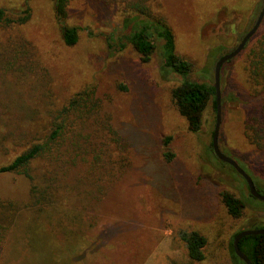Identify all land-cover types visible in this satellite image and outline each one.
Here are the masks:
<instances>
[{
  "label": "rangeland",
  "instance_id": "rangeland-1",
  "mask_svg": "<svg viewBox=\"0 0 264 264\" xmlns=\"http://www.w3.org/2000/svg\"><path fill=\"white\" fill-rule=\"evenodd\" d=\"M134 1L149 5L143 0H124L117 7L109 0L74 1L67 20L79 27V40L65 47L53 24L50 0H30L32 21L23 32L35 51L39 48L46 55L31 61L33 68L30 57L7 69L6 75L0 70V138L12 129L9 124L29 125L38 134L47 132L63 104L94 87L95 99L101 103L99 115L109 118L121 137L124 153L114 145L112 156L116 166L122 165L123 174L105 180L110 183L100 198L94 196L95 187L90 198L91 185L82 182L84 192L83 186L74 189L77 184H73L64 193L66 200L54 206L32 205L17 176L0 177V188L12 191L20 213L0 242V264H232L233 235L264 228V201L250 196L243 177L212 150L216 120L212 101L200 130L189 131L170 98V89L180 77L161 69L158 54L144 64L133 48L121 46L132 11L123 5ZM158 1L173 31L176 53L192 64L189 78L210 85L215 62L238 45L264 3L250 0L242 7H225L217 15L214 0ZM26 4L28 0H0V7L12 12ZM262 32L264 17L255 38ZM242 50L221 66L218 146L264 195V149L250 143L245 134L248 109L264 94L258 99L245 91ZM25 69L27 73L21 74ZM8 84L13 97L3 94ZM31 135H21L14 142L0 140V164L33 141ZM167 136L171 139L165 149ZM167 150L173 155L170 160L163 155ZM79 164L71 167L68 176L83 174ZM222 191L244 200L241 217L227 213ZM179 230L206 237L203 261L188 259Z\"/></svg>",
  "mask_w": 264,
  "mask_h": 264
},
{
  "label": "trees",
  "instance_id": "trees-1",
  "mask_svg": "<svg viewBox=\"0 0 264 264\" xmlns=\"http://www.w3.org/2000/svg\"><path fill=\"white\" fill-rule=\"evenodd\" d=\"M74 1L77 0H50L53 24L65 47H73L79 40V27L69 24L67 20L69 8ZM143 1L149 5L156 3L155 7H148V4L146 6L139 1L123 5L125 8H132V11L128 14L130 15L129 21H127L129 24L125 23V27L130 26L128 33L124 35L126 42L121 46L129 45L133 48L144 64L152 61L158 54L161 60V69L171 71L180 77L181 80L170 89V98L178 114L185 119L187 129L196 133L202 126L203 114L210 101H212L213 109L216 112L214 86L189 78L192 64L176 53L175 37L161 12L160 2L158 0ZM214 1L217 2L213 5L217 15L225 7L226 10H229L250 3V0ZM109 2L113 7H117L124 3V0H109ZM132 13L139 15H132ZM31 21L30 0L24 9L16 12L0 7V70L4 71L2 74L6 75L10 67L16 65L19 67V63L30 57L32 60L29 62L32 68L35 58L44 59L46 54L42 53L39 48L35 51L30 38L24 33L23 28L30 25ZM251 27H248V30ZM248 30L243 33L242 37ZM17 34L20 39L16 37ZM121 40L120 37V43ZM242 51L245 52L243 69L246 73L245 91L250 96L259 99L264 94V32L256 38L254 34ZM24 73H27L26 69L21 74ZM13 93L8 84L3 94L13 97L15 96ZM248 110L250 120L245 124V134L250 143H253L257 148L264 149V98L255 102ZM99 112H101V103L100 100L95 99V88L87 87L77 92L60 107L57 114L50 120L47 132L38 134L37 131L34 132L30 128L31 126L24 124H9L12 129H8L5 125L7 129L3 132V137L0 138L2 141L4 139L7 142H14L24 134H32L31 136L35 139L24 147L21 145L22 149L10 157L6 163L0 164V177L17 176L19 184L26 188L24 189L27 190L26 194L28 193L29 202L32 205H57L61 199L66 200L64 193H67L68 188L73 184H77L74 189L83 186L81 191L84 192L85 186L81 184L82 182L91 185L88 187L90 198L92 187H95L97 192L94 196L100 198L110 183L105 180H114L123 174L122 165L116 166L117 160L115 156H112L114 145H116L118 153L120 151L124 153V151L119 133L113 127L110 119L101 117ZM1 116L0 114V118ZM170 139L169 136L165 137L163 142L165 149ZM5 152L8 151L5 150ZM163 155L166 160L173 158L168 150ZM77 158H80V161L76 162ZM78 162H80L79 166L84 168L83 174L68 176L71 167L77 165ZM72 180L73 183L71 182L70 185L69 181ZM256 190L259 192L257 187ZM220 197L231 217H241L245 208V202L241 197L228 191H222ZM13 198L16 197L11 190L0 188V242L13 220L20 215L17 203ZM73 216L70 215V218ZM177 235L184 243L187 257L191 262H201L205 259L203 250L206 245L205 236L194 230H179ZM238 246L252 264H264V234L244 236L239 240ZM229 256L232 264H245L234 253L232 240L229 244Z\"/></svg>",
  "mask_w": 264,
  "mask_h": 264
},
{
  "label": "water",
  "instance_id": "water-1",
  "mask_svg": "<svg viewBox=\"0 0 264 264\" xmlns=\"http://www.w3.org/2000/svg\"><path fill=\"white\" fill-rule=\"evenodd\" d=\"M264 17V3L262 5V8L255 20V23L253 26L245 33V35L242 37L238 45L229 53H226L222 55L214 65V89H215V95H216V120H215V125H214V130H213V135H212V141H211V146L212 150L215 154V156L221 160L222 162L230 165L240 176L243 177L245 180L249 193L251 196L264 201V195L260 194L254 185V182L252 178L231 158L227 157L224 155L219 146H218V131L220 127V98H219V81H220V70L222 64L236 56L245 46L247 41L254 35L256 30L258 29L262 19ZM257 234H264V228H255V229H245V230H240L238 233L233 237L232 239V248L234 250V253L245 263V264H252L251 261L248 259V257L239 249L238 243L239 240L248 235H257Z\"/></svg>",
  "mask_w": 264,
  "mask_h": 264
}]
</instances>
